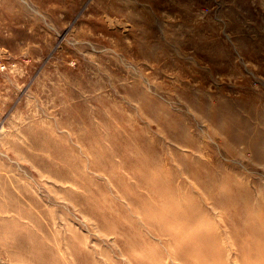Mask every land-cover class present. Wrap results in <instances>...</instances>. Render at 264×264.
Returning <instances> with one entry per match:
<instances>
[{
    "label": "rangeland",
    "instance_id": "obj_1",
    "mask_svg": "<svg viewBox=\"0 0 264 264\" xmlns=\"http://www.w3.org/2000/svg\"><path fill=\"white\" fill-rule=\"evenodd\" d=\"M0 264H264V0H0Z\"/></svg>",
    "mask_w": 264,
    "mask_h": 264
}]
</instances>
